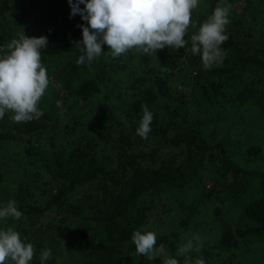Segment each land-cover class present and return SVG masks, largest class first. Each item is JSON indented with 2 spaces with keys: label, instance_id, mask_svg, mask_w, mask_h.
I'll return each instance as SVG.
<instances>
[{
  "label": "trees",
  "instance_id": "1",
  "mask_svg": "<svg viewBox=\"0 0 264 264\" xmlns=\"http://www.w3.org/2000/svg\"><path fill=\"white\" fill-rule=\"evenodd\" d=\"M218 2L192 10L184 48L113 58L105 45L89 66L77 64L75 47L87 21L70 15L68 0H0V52L23 34L48 37L43 115L18 123L6 112L0 120V205L15 200L23 213L0 220V229L13 227L34 245L31 264H41L44 249L46 264H128L131 256L143 264L131 235L159 206L175 213L157 229L165 253L151 258L184 264L177 252L188 239L192 264H264V166L236 159L246 131L264 160V119L246 126L264 114V0H224L225 56L205 69L191 36ZM142 105L154 114L147 139L136 134Z\"/></svg>",
  "mask_w": 264,
  "mask_h": 264
},
{
  "label": "clouds",
  "instance_id": "2",
  "mask_svg": "<svg viewBox=\"0 0 264 264\" xmlns=\"http://www.w3.org/2000/svg\"><path fill=\"white\" fill-rule=\"evenodd\" d=\"M70 15L80 14L87 24L82 28V40L75 47L80 50L77 64L91 65L102 54L104 46L116 58L130 50L151 55L166 46L184 48L185 35L190 24H194L192 10L200 0H68ZM84 7L81 8L80 5ZM230 8L219 0L211 16L199 26L197 34L191 36V52L201 57L203 67L210 69L223 63L225 56L221 45L228 39L225 32ZM48 46L47 36L21 35L8 45L6 53L0 52V120L6 112L13 113L14 122H27L43 115L39 102L49 86L47 69L42 62V49ZM143 116L136 134L147 139L151 132L153 112L142 105ZM23 213L15 200L0 205V220L11 217L19 220ZM199 239L198 236L194 237ZM138 255H162L163 244L157 246V235L153 231L135 230L131 235ZM194 247L192 240L178 249L184 255V264H192L186 255ZM34 245L25 242L13 227L0 229V264H31ZM51 250L41 252V264H46ZM163 264H180L176 257L166 256ZM195 264H205L197 259Z\"/></svg>",
  "mask_w": 264,
  "mask_h": 264
},
{
  "label": "rangeland",
  "instance_id": "3",
  "mask_svg": "<svg viewBox=\"0 0 264 264\" xmlns=\"http://www.w3.org/2000/svg\"><path fill=\"white\" fill-rule=\"evenodd\" d=\"M208 2V0H200V3L198 5V7H204L206 6V3ZM236 5L238 6L239 10H240V4L238 3V1L236 2ZM258 16H259V19L261 22L262 21V16L259 15L258 13ZM53 80V79H52ZM52 97V100H53V103L54 105L57 107V108H61L62 106V101H63V98H60L58 96H51ZM264 119V114L261 112L257 113L254 115V117L250 118L249 120L246 121V126H248L247 130H250L252 128V126L254 124H258L259 122H261L262 120ZM229 123V122H227ZM225 122V124H227ZM223 133H220V136L222 135ZM263 135H259L258 139L261 138V142L258 144V146H260L261 150L263 151V154H264V133H262ZM251 132H246V131H243L239 136H240V139L243 141V144H238L237 143V154H236V159L241 162L243 165L245 166H249V167H253V166H258V167H262L264 166V160H260L258 154H256L258 151L255 150V147H252L251 146V142L249 141V139L251 138ZM249 138V139H248ZM257 139V137H256ZM244 154V155H242ZM248 158V161L246 160ZM262 165V166H260ZM264 169V168H263ZM211 185H213V181L212 180H209L207 182V187H210ZM172 205V204H170ZM177 205V204H175ZM178 207V206H177ZM176 210V209H175ZM175 212L171 209H168V210H165L163 207L159 206V209L158 211H154L152 213V220L150 222V224H148V227H146L145 229H142V231H153L156 233V235L158 236L160 234V232L158 233L157 232V229H160L161 230V226H162V223L164 221H168L170 220V218L173 216L172 214H174ZM212 216V213L211 215ZM201 220V218H200ZM204 221V219H202ZM209 220L212 222V220L214 221L213 219V216L209 218ZM194 233L193 229L191 230V235ZM189 240L188 239H185V243H187ZM64 249H67V248H64ZM132 257L129 258L126 262H128V264H134L133 260H132ZM152 257V255H151ZM150 256L146 255L145 259L142 261V263L144 264L145 262H159L160 260H163L164 257H162L160 259V257L156 256L153 258H151ZM63 264H71L72 261L70 260V258H66V260H61ZM249 264V263H248Z\"/></svg>",
  "mask_w": 264,
  "mask_h": 264
}]
</instances>
